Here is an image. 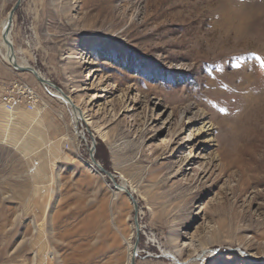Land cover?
Here are the masks:
<instances>
[{"label": "rangeland", "instance_id": "1", "mask_svg": "<svg viewBox=\"0 0 264 264\" xmlns=\"http://www.w3.org/2000/svg\"><path fill=\"white\" fill-rule=\"evenodd\" d=\"M16 1L0 0V264L41 246L126 264L136 213L135 264H264V0H22L16 58L79 120L5 60ZM33 224L53 240L32 245Z\"/></svg>", "mask_w": 264, "mask_h": 264}, {"label": "bare ground", "instance_id": "2", "mask_svg": "<svg viewBox=\"0 0 264 264\" xmlns=\"http://www.w3.org/2000/svg\"><path fill=\"white\" fill-rule=\"evenodd\" d=\"M93 1H95V0H93ZM91 23V22H90ZM6 24H7V19L3 22V26H2V34H3V31H4V29H5V27H6ZM227 31V30H226ZM9 40L12 42V39H11V37H9ZM1 43H2V46H3V48L5 49V53H4V58H5V60L7 61V62H9L11 65H12V61H10L9 60V57L11 56V53H10V49H9V47H8V45L5 43V41H4V38H3V36H2V40H1ZM14 60L19 64V65H21V66H27V65H25L26 63L25 62H22V61H19V60H17V58H16V54H15V57H14ZM13 66V65H12ZM39 75H41V76H43L40 72H39ZM249 75V74H248ZM251 75V74H250ZM36 77V76H35ZM44 77V76H43ZM37 78V77H36ZM45 78V77H44ZM248 83V82H247ZM51 84V83H50ZM45 85H47L48 86V88H50V91H51V93H52V95H54V96H56L57 98H59L64 104H66L67 106H70L71 108H72V110H73V112H74V114H75V118L76 119H81V111L79 110V108H78V106L75 104V99H73V97L72 96H70L69 94H67L64 90H58V88H54L53 87V85H49V84H45ZM250 95V94H249ZM246 96V95H245ZM247 98V97H246ZM250 98V97H249ZM246 102H247V100H246ZM245 102V103H246ZM29 106H31V107H29ZM34 106V104L33 105H28V107L29 108H32ZM7 107L9 108V109H12L13 107H9L8 105H7ZM102 136H104V135H102ZM105 137V136H104ZM118 190L120 191V190H123L122 188H118ZM20 215H21V213L18 215L19 217H20ZM18 216H17V220H18ZM33 227H34V234L33 235H35V234H37V226L35 225V224H33ZM37 239H35V240H33L31 243H32V245H34V244H37V243H40V245L43 243V241H47V242H51L52 240H53V237H50L49 239H46V238H42V239H40L39 237H40V235L39 234H37ZM36 238V237H35ZM21 247V246H20ZM30 247L28 246V245H26V246H23L20 250H18L17 249V251H16V255L18 256V255H20V253H22V251H27L28 249H29ZM196 250V249H195ZM207 250V248L206 247H204L203 248V252H205ZM3 251V250H2ZM209 251V250H208ZM45 253V254H44ZM53 253H54V256H53ZM57 252H55V250H54V252H52L51 253V250H47L46 249V247H42L41 246V248H39V251L33 256V262H34V264H57V257H56V254ZM131 253V252H130ZM129 253V258H128V260H127V263L126 264H131V257H132V253L130 254ZM208 253V252H207ZM48 254V255H47ZM198 255H200L201 256V254H198ZM195 260V259H194ZM193 260V261H194ZM188 263V262H187ZM183 264H186V263H183Z\"/></svg>", "mask_w": 264, "mask_h": 264}, {"label": "water", "instance_id": "3", "mask_svg": "<svg viewBox=\"0 0 264 264\" xmlns=\"http://www.w3.org/2000/svg\"><path fill=\"white\" fill-rule=\"evenodd\" d=\"M21 1L22 0H17L16 3L14 4L13 8L10 10L8 18H7V24H6V27H5V29L3 31V34H2L5 43L8 45V47L10 49L11 56L9 57V60L13 62L12 65H13L14 68H16L18 70H24V71L32 72L41 83L53 85L54 88H58L49 79H46L43 76L39 75V72L37 70H35L33 67H31V66H21L14 60L15 50H14V47H13V43L9 40V37H10V33H11V28H12V25H13V18H14V15H15V11L17 10L19 5L21 4ZM59 89L60 88H58V90ZM94 151H95V140H93L92 146L90 147L91 160L93 161L94 165L99 167L105 174H107L111 178L114 177V175L111 172H108L107 170H105L103 168V166L99 163V161L96 160ZM115 186H116L117 189L120 187V188H122L124 190V192L128 193V196L132 200V202L134 204V207H135V209L137 211V201L134 198L133 194L128 191V189L125 187V185L121 186V185L115 184ZM135 228H136L137 238H136V243L134 245V249H133V253H132V257H131V264H135V259H136L137 254H138L137 243H138V238H139V234H140V226H139V223H138L137 213L135 214Z\"/></svg>", "mask_w": 264, "mask_h": 264}, {"label": "built area", "instance_id": "4", "mask_svg": "<svg viewBox=\"0 0 264 264\" xmlns=\"http://www.w3.org/2000/svg\"><path fill=\"white\" fill-rule=\"evenodd\" d=\"M16 87H18V85ZM25 91H28L29 92V90L26 89V88L24 90L23 89H14L10 95H8L6 97L4 95V97H5L4 98V101H5V103H7L6 105H8L9 107H13L17 103H20L21 94H25L24 93ZM30 96L31 95L28 96L29 97V100L32 98Z\"/></svg>", "mask_w": 264, "mask_h": 264}, {"label": "snow or ice", "instance_id": "5", "mask_svg": "<svg viewBox=\"0 0 264 264\" xmlns=\"http://www.w3.org/2000/svg\"><path fill=\"white\" fill-rule=\"evenodd\" d=\"M261 66L264 67V62H262Z\"/></svg>", "mask_w": 264, "mask_h": 264}]
</instances>
